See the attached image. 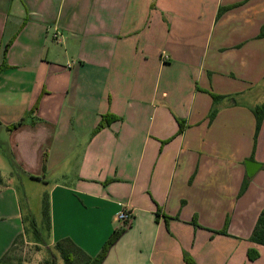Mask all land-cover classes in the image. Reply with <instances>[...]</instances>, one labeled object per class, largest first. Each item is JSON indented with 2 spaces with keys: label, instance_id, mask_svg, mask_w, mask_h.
Listing matches in <instances>:
<instances>
[{
  "label": "crops",
  "instance_id": "obj_1",
  "mask_svg": "<svg viewBox=\"0 0 264 264\" xmlns=\"http://www.w3.org/2000/svg\"><path fill=\"white\" fill-rule=\"evenodd\" d=\"M263 30L264 0H0V128L50 245L95 257L124 229L102 264H264ZM1 182L0 264H26L39 238Z\"/></svg>",
  "mask_w": 264,
  "mask_h": 264
},
{
  "label": "rangeland",
  "instance_id": "obj_2",
  "mask_svg": "<svg viewBox=\"0 0 264 264\" xmlns=\"http://www.w3.org/2000/svg\"><path fill=\"white\" fill-rule=\"evenodd\" d=\"M0 172L3 175L2 184L10 181L16 188L18 197L24 213L26 214V227L32 238L38 237L39 245L30 244V237L23 239L14 250L11 256L15 257L21 263L26 264H50L52 253L59 257L58 263L65 264L60 252L54 245H50L51 237L48 226L43 217L42 202L44 187L37 181L24 175L13 162L11 150L8 144V132L0 128ZM11 173V174H10ZM28 207L32 210V216L27 214ZM29 236V235H28ZM85 259L77 256L74 264H82Z\"/></svg>",
  "mask_w": 264,
  "mask_h": 264
},
{
  "label": "trees",
  "instance_id": "obj_3",
  "mask_svg": "<svg viewBox=\"0 0 264 264\" xmlns=\"http://www.w3.org/2000/svg\"><path fill=\"white\" fill-rule=\"evenodd\" d=\"M261 36H264V30L262 31ZM10 48V44H8L5 49H4V58L6 57V54ZM7 67V64L4 60V62L0 65V74L2 71ZM215 98V96H214ZM34 112V109L30 112V115ZM214 113L211 114V117H214ZM254 115L256 117V133H255V138H257L259 131L261 129L263 120H264V103L254 109ZM117 117L111 114H107L103 117L100 125L97 128V131L101 130L102 128L108 126L111 122L116 120ZM25 118L21 119L20 122L10 125L7 127L8 130H13L17 128L18 126L22 125L25 122ZM184 122L180 121V132L184 130ZM0 181H2L0 179ZM44 215L46 218H49V204L47 200L44 203ZM124 232V229L121 230H116L110 238L107 240V242L104 244L102 250L100 253L95 256H89L82 248H80L72 239L70 238H65L57 243H55V248H57L60 252V256L63 258L65 264H74L77 256L85 259L82 264H102L105 258L108 255V252L110 248L116 243V241L120 238L122 233ZM251 241L253 243H256L258 245L264 246V210L262 211L256 227L253 231V234L251 236ZM248 257L250 260H255L259 257L258 252L255 249H250L248 252ZM59 257L54 256L52 253V258L50 261V264H59L58 263ZM185 262L186 264H197L196 261L190 257V256H185Z\"/></svg>",
  "mask_w": 264,
  "mask_h": 264
},
{
  "label": "water",
  "instance_id": "obj_4",
  "mask_svg": "<svg viewBox=\"0 0 264 264\" xmlns=\"http://www.w3.org/2000/svg\"><path fill=\"white\" fill-rule=\"evenodd\" d=\"M247 167H248V174L252 176L256 173L260 165L254 161H247Z\"/></svg>",
  "mask_w": 264,
  "mask_h": 264
},
{
  "label": "built area",
  "instance_id": "obj_5",
  "mask_svg": "<svg viewBox=\"0 0 264 264\" xmlns=\"http://www.w3.org/2000/svg\"><path fill=\"white\" fill-rule=\"evenodd\" d=\"M118 219L122 221H129L131 219V214L128 212V210H123L119 213Z\"/></svg>",
  "mask_w": 264,
  "mask_h": 264
}]
</instances>
